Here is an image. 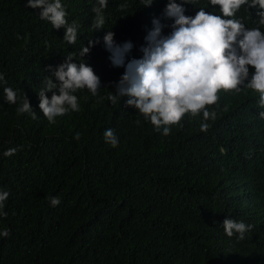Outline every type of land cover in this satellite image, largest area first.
Returning <instances> with one entry per match:
<instances>
[{"label": "trees", "instance_id": "1", "mask_svg": "<svg viewBox=\"0 0 264 264\" xmlns=\"http://www.w3.org/2000/svg\"><path fill=\"white\" fill-rule=\"evenodd\" d=\"M149 2L107 0L105 23L96 29L98 0H61L68 24L78 28L76 43L69 44L66 29L41 20V9L28 7V0H0V74L7 81L0 82V193H9L0 208V264H264V252L254 246L257 238L260 248L264 242L259 93L245 86L220 90L207 106V120L202 112L187 113L168 135L128 106V97L115 104L107 98L125 67L113 65L104 36L111 31L116 44L132 42L127 64L142 58L154 19L164 25L163 35L172 32L174 21L164 16L169 0L145 6ZM176 2L186 16L203 8L264 32L261 9L248 7L251 0L232 17L210 0ZM84 47L90 51L83 57ZM69 54L73 63L93 68L101 88L95 96L77 90L79 111L49 123L38 91L45 77L58 83L49 66L63 64ZM254 71L249 66V79ZM5 87L17 93V104L5 101ZM46 94L51 99L52 92ZM25 95L35 118L17 114ZM109 128L116 147L104 139ZM11 148L16 153L4 156ZM225 219L253 227L243 240L228 237Z\"/></svg>", "mask_w": 264, "mask_h": 264}, {"label": "clouds", "instance_id": "2", "mask_svg": "<svg viewBox=\"0 0 264 264\" xmlns=\"http://www.w3.org/2000/svg\"><path fill=\"white\" fill-rule=\"evenodd\" d=\"M152 2L150 0L145 6H151ZM210 4L220 6L224 17H232L242 5L248 4V0H210ZM106 6L107 0H98V6L92 8L96 29L103 28L105 17L102 10ZM28 7L40 8L41 20L50 22L55 29L64 27V40L69 44L76 43L77 25L68 24L61 0H28ZM248 7L261 9L257 14L260 25H264V0H251ZM164 16L174 21L172 32L163 35L164 25L159 19H154L153 29L145 37L147 46L141 48L142 58H134L127 64L125 55L132 50V42L116 44L115 34L111 31L104 36L113 65L125 67L124 74L116 84V92H111L107 97L113 104L119 98L128 97L127 105L136 108L139 115L150 121L157 131L163 126V135H168L170 126L178 124L187 113L196 116L202 112L207 120L210 116L207 106L216 103L220 90L239 91V86L255 90L259 93L256 106L264 108V32L259 28L248 29L233 19L209 14L203 8L195 17L186 16L185 8L176 0H169ZM89 43L94 45L99 41ZM89 51V47H84L80 55L84 57ZM74 58L73 54H69L63 64L55 68L50 65L49 70L58 83L54 82L52 76L45 77L43 87L38 91L39 108L49 123H55L57 117L64 116L70 110L79 111L78 98L74 94L77 90L87 88L95 96L101 88V80L93 68L85 62L73 63ZM249 66L255 70L250 79ZM0 82L7 83L3 74H0ZM3 92L8 104H17V93L12 88L5 87ZM48 92H52L51 99L46 94ZM24 113H31L34 118L36 115L26 95L17 107L18 115ZM211 117L215 119L214 112ZM260 117L264 119V112L260 113ZM208 127L204 123L201 130L207 131ZM103 135L106 143L112 147L118 145L114 129H106ZM74 138L78 140L80 134L77 133ZM16 151L11 148L3 155L11 157ZM8 196V192L0 193V208ZM59 203V198H51L53 207ZM252 227L234 219L223 222L225 234L228 237L238 234L241 240ZM257 242L258 238L254 241L255 248L264 252V242L260 241L262 248L257 246Z\"/></svg>", "mask_w": 264, "mask_h": 264}]
</instances>
